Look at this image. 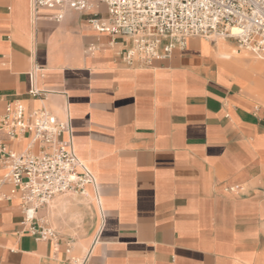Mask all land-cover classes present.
Returning a JSON list of instances; mask_svg holds the SVG:
<instances>
[{"label": "crops", "instance_id": "1", "mask_svg": "<svg viewBox=\"0 0 264 264\" xmlns=\"http://www.w3.org/2000/svg\"><path fill=\"white\" fill-rule=\"evenodd\" d=\"M87 18L0 0V113L19 100L68 122L63 138L94 177L60 200L93 209L69 252L63 229L36 238L20 198L0 199V264H264V62L191 37L129 67Z\"/></svg>", "mask_w": 264, "mask_h": 264}, {"label": "built area", "instance_id": "2", "mask_svg": "<svg viewBox=\"0 0 264 264\" xmlns=\"http://www.w3.org/2000/svg\"><path fill=\"white\" fill-rule=\"evenodd\" d=\"M96 1L104 5V13L90 0H30V9L33 18L60 20L69 9L87 14L92 29L122 45L120 57L129 67L167 58L191 37L231 39L238 50L264 60V0ZM44 9L49 13L43 14ZM28 93L38 97L43 91L31 86ZM69 128L45 107L27 110L19 100L8 102L0 113V199L20 198L22 223L36 238L57 240L39 209L57 195L84 193L94 184L71 142L63 138ZM22 139L26 145L20 151L9 146ZM71 243L66 242V252Z\"/></svg>", "mask_w": 264, "mask_h": 264}, {"label": "rangeland", "instance_id": "3", "mask_svg": "<svg viewBox=\"0 0 264 264\" xmlns=\"http://www.w3.org/2000/svg\"><path fill=\"white\" fill-rule=\"evenodd\" d=\"M103 8L104 7H101L102 10ZM221 42V39H217L218 44ZM230 51L232 56L247 57L251 60L264 62V60L256 59L244 51H240L238 54L235 53V47H233V49ZM84 193L77 192L73 194L82 195ZM69 195L72 194L57 195L53 199V201H56L55 204H57V207H54V213L50 211L52 208H50L49 205L53 202L51 201L47 207H44L46 208V211L49 209V214L47 213V216L43 215V218L44 221L53 229H63L64 235L68 238V240L70 239L75 241L80 235L79 230L85 229L89 225V221L93 220V209H91L89 205L84 203L79 205L75 201L67 202L66 205L61 208V198L69 197Z\"/></svg>", "mask_w": 264, "mask_h": 264}, {"label": "bare ground", "instance_id": "4", "mask_svg": "<svg viewBox=\"0 0 264 264\" xmlns=\"http://www.w3.org/2000/svg\"><path fill=\"white\" fill-rule=\"evenodd\" d=\"M72 195H75V194H72ZM82 195H85V193H84V194H82ZM54 202H55V201H53L52 203H50V205H51V204H53ZM50 205H49V206H50Z\"/></svg>", "mask_w": 264, "mask_h": 264}]
</instances>
